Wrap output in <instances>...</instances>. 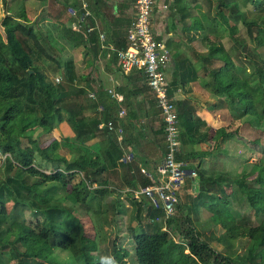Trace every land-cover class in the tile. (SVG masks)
I'll use <instances>...</instances> for the list:
<instances>
[{"label":"trees","instance_id":"trees-1","mask_svg":"<svg viewBox=\"0 0 264 264\" xmlns=\"http://www.w3.org/2000/svg\"><path fill=\"white\" fill-rule=\"evenodd\" d=\"M16 1L17 10L8 11L11 13L0 20V154L3 156L0 163V264H55V256L42 255L47 249L68 253L70 264H101L97 248L99 240H107L103 227L95 238L88 236L75 209L62 202L71 197L74 202L85 204L95 193L103 195L127 187L145 188L154 181L142 171L137 180L128 179V185L116 181L117 166L128 165L130 161H120L124 148L117 136L98 128L113 120L102 113L100 107L104 109V100L89 84V77H82L84 85L76 84L78 76L70 59L63 61L62 83L49 77L44 67L35 61V52L61 67L59 59L48 50L50 46L46 43L52 42L42 39L34 23L22 14L26 0ZM218 1L220 9L224 8L235 24L244 25L249 38L264 36V15L247 20L239 4L231 0ZM234 40L233 48L242 53L235 59L233 51H227L221 42L211 45L209 58L223 61L214 73L221 86L218 92L230 98L231 108L238 118L251 114L261 121L264 118V64L260 65L256 56L255 59L250 56L253 71L246 73L243 63L248 58L249 47L242 36ZM141 77L145 80L142 74ZM87 110L94 114L86 115ZM62 121L69 124L74 137H53L48 145H43L41 136L52 133ZM46 167L50 168L48 172ZM250 174L254 175L257 186L247 183V174L236 183L256 216L264 215V163L252 164ZM198 177L208 194H212L214 183H219L221 178L227 180L221 175L216 179L206 177L201 171ZM222 180L220 192L211 197L214 201L208 202L207 207L212 220L225 228L224 239L230 248L227 252L220 253L200 239L188 215L183 214L180 201L176 210L183 214L181 221L176 217V210L166 217L162 208L148 207L143 200L129 198L135 206V219L145 218L148 223L146 228L139 225L142 228L133 235L136 263L264 264V216L258 225L237 223L239 214L231 206ZM9 202L37 213L35 222L25 223L9 217L10 212L6 210ZM163 216L164 222H159ZM182 223L190 227L183 229ZM166 226L170 230L165 229ZM171 230L177 237L170 235ZM244 237L249 238L247 252L239 263L231 247L233 241ZM116 241L112 242L111 254L122 264L127 253H121Z\"/></svg>","mask_w":264,"mask_h":264},{"label":"crops","instance_id":"crops-1","mask_svg":"<svg viewBox=\"0 0 264 264\" xmlns=\"http://www.w3.org/2000/svg\"><path fill=\"white\" fill-rule=\"evenodd\" d=\"M256 1L231 0L235 5L239 4L247 20L259 16L254 8L262 4L258 5ZM86 2L90 13L84 27L74 31L71 24L77 18L69 17L68 8L79 5L75 0H26L22 14L34 23L42 39L51 41L58 53L66 57L62 60L58 58L61 67L45 57H41L38 63L45 71L47 63L55 64L59 70L62 69L63 61L70 59L74 63L79 86L85 84L82 77L87 76L92 88L98 90V97L105 102L104 109L100 107L102 113L113 118L116 126L123 128L122 139L114 133L122 142L123 156L133 154V160L128 165H118L116 168L120 183L128 185V179L132 177L137 180L141 171L154 182L161 181L165 176L158 171V167L166 144L159 109L141 74L122 72L116 57L117 50L127 45L126 33L137 12L136 0ZM4 14L0 15L1 18ZM239 24L228 17L224 8L220 9L218 0L154 2L151 31L155 39L166 43L172 56L165 74L177 103L182 143V150L177 157L186 162L188 170L196 173L195 177L184 178L179 192L182 195L187 190L193 199L204 200L208 195L197 183L200 171L206 177L221 175L216 169L232 158L236 159L233 153L236 150L238 153L240 146H250L246 137L237 132L239 118L235 117L238 115L231 108L230 98L218 92L221 86L214 73L223 65V61L209 58L213 48L211 45L217 41L227 51H233L234 59L242 55L233 48L234 38L239 37ZM255 38L264 40V36ZM246 53L248 58L243 64L248 72L253 67L249 58H254L255 48ZM110 90L120 93L122 99L112 96ZM121 109L123 116L118 115ZM85 114L94 113L87 110ZM66 133L74 137L71 129L66 130ZM127 195L121 198H131Z\"/></svg>","mask_w":264,"mask_h":264},{"label":"rangeland","instance_id":"rangeland-1","mask_svg":"<svg viewBox=\"0 0 264 264\" xmlns=\"http://www.w3.org/2000/svg\"><path fill=\"white\" fill-rule=\"evenodd\" d=\"M260 1L262 2L259 3ZM256 2L258 5L262 4V6H255L254 10H256L257 14L263 16L264 0H257ZM0 6V15H3L4 13H8V10H12V12L15 11V9L17 10V1L0 0ZM239 28V36L243 37V40L246 41L251 51L255 48L256 59H254L257 60L260 65H263L264 62L262 59H264V40H258V38L254 39V37L252 40L248 37L244 25L239 24ZM46 44L47 46H50L48 50L51 52L52 56H55L56 59L59 58L62 60L66 58L65 55L58 53V50L55 49L56 47L53 43ZM40 59L41 56L36 51L35 61L38 62ZM236 64H239V62L236 61ZM55 67V64L47 63L46 73L52 78L54 82L58 77V83H62L64 81L63 70L61 68L58 70ZM252 71L253 67L250 68L248 72L246 71V73H250ZM76 84H79V82ZM235 117L238 118V116ZM65 122L66 121L60 122L56 130H54L52 133L41 136V142L43 145H48L53 140V137L60 139L61 136H68L66 130L71 128L69 124L67 122L66 124ZM238 123L240 124V127L237 132H239L240 135L243 134V136L246 137V141H248L250 146H240L238 153L237 150L233 153L235 154L236 159L232 158L233 160L224 163L223 166H220L216 169L218 172H221V177L224 179L227 178V180L224 181L221 178L219 183H214V185L211 187L212 194L206 195L204 200L199 198L193 199L192 194L189 195L187 190H185L184 193L180 195V207L183 209V214L188 215L191 220L192 227L195 229L197 234H199L200 239L209 243L220 253H225L230 249L224 239L225 228L220 223H216L212 220L211 210L207 207V204L210 201L213 202L214 199L211 197H214V195H217L220 192L221 180L226 188V192L229 194L228 199L231 202V206L239 214L237 223L242 224L243 226L247 224L258 225L264 216L262 213H259L256 216V213L248 205V201L244 198V194H241L239 186L236 183V181L241 179L243 175L246 176L247 174V183L257 186L253 180L254 175L252 176L250 172L252 164L256 163L262 165L264 163V131H262L264 129V118L259 121L255 116L247 114L241 117V119L239 118ZM2 159L3 156L0 154V163ZM36 160H40L38 155H36ZM44 169L47 172L50 170L49 167ZM211 178L216 179L218 176H211ZM117 180L119 181L118 177L116 178V181ZM199 182L200 177H197V183ZM60 192L63 193V190H60ZM124 195L125 194H123L121 191L115 190V192H104L103 195L95 193L86 201L85 204H78L74 202V199L71 197L62 203L75 209V213L82 222L83 227H85V231L88 236L95 238L99 228L103 227V235L106 234L107 240L101 242V239L98 242L99 245L97 248V256L100 259L105 256H113L111 254V245L113 241L117 240L116 245L120 247L121 253L122 251L127 253V255H125L123 258L122 264H137L134 254L133 235L137 229L139 230V228L142 227L146 228L148 223H146L145 218H141L140 221L135 219V206L131 204L132 202H130V199L123 200L121 196ZM6 210L10 212L9 217L13 218L14 220L16 219L25 223H34L37 219V213H35L33 210L27 207L16 205L13 206L11 202L6 204ZM183 214H181L178 209L176 210V217H178L179 221H181ZM164 220L165 217L163 216L158 221L164 222ZM181 227L184 229V227H190V225L188 223H182ZM170 232L172 233L170 234L172 237H177L176 232L172 230ZM248 240V237L238 238L237 241H233L232 243V251H234V253L239 257V263H241L245 258ZM42 255L44 257H49L50 255L55 256L57 261L55 264H70L68 253L63 251H54V249L51 251L50 249H47L46 251H42Z\"/></svg>","mask_w":264,"mask_h":264},{"label":"built area","instance_id":"built-area-1","mask_svg":"<svg viewBox=\"0 0 264 264\" xmlns=\"http://www.w3.org/2000/svg\"><path fill=\"white\" fill-rule=\"evenodd\" d=\"M79 5L68 8V15L77 18L72 22L71 29L79 31L84 27L85 19L89 15L86 0H75ZM155 0H136L134 18L130 22L127 33V45L117 50V64L124 73L137 72L143 75L145 83L150 88L159 109L165 134V149L158 171L165 176L161 181L154 182L151 186L141 188H125L121 192L137 201H145L150 206L162 208L165 216L175 213L180 201V188L184 178L195 177L193 170H188L186 162L177 157L182 150L178 126V110L176 98L171 94L166 79V69L169 65L171 50L165 42L155 39L151 31V16ZM91 28L89 29V31ZM59 82V78L55 79ZM112 96L122 99V95L114 90L109 91ZM91 96H95L94 93ZM123 111L118 112L123 116ZM99 129H107L117 133L119 139L123 138V128L116 126L114 120H108L98 126ZM132 153L120 158L122 162L132 160ZM165 229L170 230L169 226Z\"/></svg>","mask_w":264,"mask_h":264},{"label":"clouds","instance_id":"clouds-1","mask_svg":"<svg viewBox=\"0 0 264 264\" xmlns=\"http://www.w3.org/2000/svg\"><path fill=\"white\" fill-rule=\"evenodd\" d=\"M101 264H118V261L113 256H105L101 258Z\"/></svg>","mask_w":264,"mask_h":264}]
</instances>
